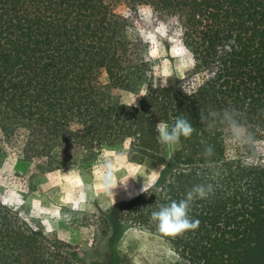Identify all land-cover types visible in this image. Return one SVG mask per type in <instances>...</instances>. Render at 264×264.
Instances as JSON below:
<instances>
[{
  "label": "trees",
  "instance_id": "1",
  "mask_svg": "<svg viewBox=\"0 0 264 264\" xmlns=\"http://www.w3.org/2000/svg\"><path fill=\"white\" fill-rule=\"evenodd\" d=\"M143 8L183 37L193 60L183 78L161 76L148 44L129 36ZM123 91L140 100L120 102ZM225 112L264 136V0H0V160L22 129L37 177L119 146L130 164L162 166L112 218L163 238L184 264H264V158H228ZM178 117L194 131L167 158L155 125ZM197 184L212 185L190 209L198 227L159 232L151 213ZM0 264L81 263L0 199Z\"/></svg>",
  "mask_w": 264,
  "mask_h": 264
},
{
  "label": "rangeland",
  "instance_id": "2",
  "mask_svg": "<svg viewBox=\"0 0 264 264\" xmlns=\"http://www.w3.org/2000/svg\"><path fill=\"white\" fill-rule=\"evenodd\" d=\"M118 12L130 15L125 7ZM129 36L148 44L146 58L155 62L163 77L183 78L193 66L192 54L172 22L155 20L147 8L140 9L132 20ZM140 94L123 91L119 101L134 105ZM258 140L264 144V136ZM24 142L25 133L20 129L2 147L0 199L19 211L36 232L68 244L81 264H122L123 258L132 264H184L163 238L112 218L113 207L145 192L162 166L130 164L126 146H119L103 149L93 163H72L37 177L24 161ZM165 152L169 158L170 147ZM248 154L245 146L228 142V158Z\"/></svg>",
  "mask_w": 264,
  "mask_h": 264
},
{
  "label": "clouds",
  "instance_id": "3",
  "mask_svg": "<svg viewBox=\"0 0 264 264\" xmlns=\"http://www.w3.org/2000/svg\"><path fill=\"white\" fill-rule=\"evenodd\" d=\"M226 126L229 129V139L245 146L250 152L249 159L257 160V157L264 155V144L256 136L245 128L231 113L225 112L223 116ZM157 141L165 147H172L181 142V139L190 138L193 134L192 124L183 117H178L175 122L169 124L166 121H159L155 125ZM206 157H212L213 149L211 147L205 150ZM210 165L214 161H207ZM111 187V182H109ZM146 191L145 189H143ZM212 190V185L197 184L186 191L184 198L180 200H171L169 203L159 206L158 210L151 213V220L156 223L159 232L176 236L185 233L188 230H194L198 227L200 221L193 220L190 215V209L194 202L205 200Z\"/></svg>",
  "mask_w": 264,
  "mask_h": 264
}]
</instances>
